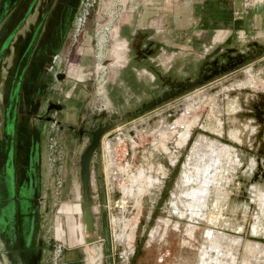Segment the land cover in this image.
<instances>
[{
  "label": "rangeland",
  "instance_id": "374dc122",
  "mask_svg": "<svg viewBox=\"0 0 264 264\" xmlns=\"http://www.w3.org/2000/svg\"><path fill=\"white\" fill-rule=\"evenodd\" d=\"M128 3L95 0L82 32L74 39L72 21L79 11V0H0V130L3 120L12 123L17 112L22 133L27 138L32 135L40 145L39 203L35 209L39 228L51 236L47 240L54 248L58 242L64 243L74 227L81 229L91 264H264V38L244 37L226 48L220 43L213 52L210 45L188 54L177 51L164 62L154 59L162 77L155 72L148 74L150 79L154 74L149 84L155 85L146 84L136 93L123 82L119 88L126 97L122 100L115 96L119 95L115 88L110 92L100 83L108 82L112 70L119 68L111 63L118 61V49L123 50L120 46L125 47L119 43L117 31ZM11 6L19 9L13 12ZM111 19L114 29L107 40V56L101 60L103 65L110 61L104 70L97 71L100 67L98 63L95 67L93 45L96 21ZM83 40L92 50L94 69L90 68L83 80L85 87L75 85L69 93L68 83L76 80L70 74H74L70 69L75 63L72 52ZM52 51L63 60L58 68L48 70L45 62ZM180 63L182 67H178ZM213 69L217 72L210 75ZM58 71L66 72L68 81L63 85ZM198 76L200 82L195 86L136 116L123 118L101 136L91 160L95 229L90 231L82 220L79 175L80 152L91 137L87 129L112 122L116 114L121 117L127 109L156 98L168 84L174 86ZM228 79L232 80L222 83ZM218 84L217 90H211ZM68 99L81 106L85 118L69 131L61 130V111L48 109L50 102ZM170 109L175 114L168 119ZM81 127L85 132H79ZM182 131L189 137L182 138ZM199 135L206 138L196 146ZM107 142H111L112 158L104 149ZM2 154L0 147V157ZM108 158L113 166L112 162L110 167L106 165ZM185 166L187 177L182 174ZM149 181L153 182L148 185ZM195 185L202 187L201 205L206 206L200 205V211L205 207V215L198 219L187 208V202L194 199L189 200L186 191L197 189ZM14 196L10 175L3 167L0 227L10 224ZM132 205L133 214L123 219L126 223L114 225L119 209ZM60 214L66 230L57 235ZM28 222L26 218L24 224ZM90 235L94 239L86 242Z\"/></svg>",
  "mask_w": 264,
  "mask_h": 264
},
{
  "label": "crops",
  "instance_id": "0c3cea01",
  "mask_svg": "<svg viewBox=\"0 0 264 264\" xmlns=\"http://www.w3.org/2000/svg\"><path fill=\"white\" fill-rule=\"evenodd\" d=\"M117 36L119 43H125V47L120 46L123 50L118 49V61L111 63L112 66L119 64V68L112 70L107 89L111 92L115 88L119 92L115 96H120L123 100L126 96L119 88L123 82L132 89V93H136L143 91L145 85L154 80V74L152 79L148 74L155 72L158 77H162L161 70L152 62L154 59L164 62L165 59H171L177 51L188 54L196 49H207L210 45L213 52L220 43H224L226 48L244 37L264 38V0H129L127 9L119 20ZM120 38H123V42ZM251 42L255 43L256 40L251 39ZM91 51L88 41L83 40L75 46L72 52L75 63L70 68L74 74H68L73 75L76 80L68 83L66 91L69 93L74 90L75 85L86 86L83 80H86L88 72L91 73L89 69H94ZM87 61L92 67H89ZM178 67H182V63ZM61 72L64 77L59 78V83L63 85L68 78L65 76L66 72ZM150 85L155 84L148 86ZM153 98L142 101L133 109H127L121 117L116 114L113 120L121 121L123 116ZM55 102L61 104V108H58L62 113L61 130H74L75 124L85 119L81 106L76 105L73 100ZM12 203L10 224L0 227V253L5 258V264H91L87 258L81 229L74 227L73 233L68 232L61 253L56 255L54 245L47 240L51 236H47V232L38 226V212H33L28 224H24L17 219L14 201ZM55 229L57 235L66 230L61 214Z\"/></svg>",
  "mask_w": 264,
  "mask_h": 264
},
{
  "label": "flooded vegetation",
  "instance_id": "af4514ba",
  "mask_svg": "<svg viewBox=\"0 0 264 264\" xmlns=\"http://www.w3.org/2000/svg\"><path fill=\"white\" fill-rule=\"evenodd\" d=\"M12 7L13 6H11L13 12L19 9H14ZM54 52L55 51H52L48 54V59ZM175 89H177L175 84L174 86L168 84L167 87L155 97L161 95L165 90L173 91ZM153 106H156V104ZM16 116H18L17 112L12 123H7L5 120L2 122L0 130V147L3 149V154L0 157V169L3 167L4 169L6 168L10 175L11 189L15 194L14 213L18 220L24 222L26 218L31 217L33 212H35L36 206L39 203L40 145L38 140H35L32 135L30 138H27V136L22 133L21 122ZM82 132H85V128H83ZM262 161L264 163V159ZM258 162L260 164V161ZM188 235L190 234L188 233ZM190 238H194V234L190 235Z\"/></svg>",
  "mask_w": 264,
  "mask_h": 264
},
{
  "label": "water",
  "instance_id": "95a60500",
  "mask_svg": "<svg viewBox=\"0 0 264 264\" xmlns=\"http://www.w3.org/2000/svg\"><path fill=\"white\" fill-rule=\"evenodd\" d=\"M244 57H247V56L245 55ZM104 66H106V65H104ZM229 66H231V65H229ZM223 68H224V66L221 67V70H223ZM215 72H217V69H213L209 74L212 75ZM243 74H244V72L238 74L239 76L238 75L234 76L232 79H234L236 77H241ZM56 75H57V77L60 78V77L64 76V73L63 72H57ZM232 79L225 80V82H222V83H227V82L231 81ZM199 82H200L199 76L196 77L195 79L177 82L176 83L177 89H175L173 91L165 90L161 95L157 96L156 98L151 99L147 103L142 104V106H140L137 110L126 114L125 116H123V118L131 117V116L135 115V113H137V112L143 111L149 107H152L155 104H160L162 101H165L168 98L172 97L175 93L180 92L182 90H185L189 87L195 86ZM219 85L220 84L216 85L211 90H217ZM220 99H221V96H220ZM51 107L61 108V104L59 102H50V104L48 105V109ZM170 111L171 112L169 114H166V117L168 119H171L172 116H174V114H175L173 109H170ZM119 122H120L119 119H114L112 122H105L102 124H98L94 128H88L87 131L90 132L91 137H90L89 142L84 146L83 150L80 152L79 175H80V180H81L82 196H83V200L80 202L81 210H82V220H84L87 223V228L90 231H94V229H95V225H94V222H95L94 213L95 212L91 210V204L93 201L91 200L92 194H91V190H90V188H91L90 187L91 186V177H92V168H91L92 155H93L96 147L99 145V141L101 139V136L107 131V129H109L114 124L119 123ZM82 131H83V127L79 128V132L81 133ZM240 180L244 184L245 181L242 179H240ZM99 231H100L99 227L97 226V232L99 233V236L97 237L98 239L101 238ZM104 235H105V237H107V230L106 229L104 230ZM93 239H94V237H92L91 235L85 237L86 242L92 241ZM0 264H5V258L1 253H0Z\"/></svg>",
  "mask_w": 264,
  "mask_h": 264
},
{
  "label": "built area",
  "instance_id": "2783aa9c",
  "mask_svg": "<svg viewBox=\"0 0 264 264\" xmlns=\"http://www.w3.org/2000/svg\"><path fill=\"white\" fill-rule=\"evenodd\" d=\"M95 0H79V11L77 12V14L73 17V38L77 39V35H79L85 25V21L87 18V15L90 12V7L93 5V2ZM112 11V10H111ZM112 19L108 22L105 23H101V22H97L96 21V28H95V33L93 35L94 37V58H95V67L97 66V63L103 59L106 58L108 53L107 50V40L108 37H111L112 31L114 29V27H112ZM62 57L58 52H54L51 54L50 58L48 59V61L45 64V67L48 70H51L53 68H58V66L60 65V63L62 62ZM104 67L98 68L97 71L100 70H104ZM106 80H103L102 83H100V87L103 88L104 85L107 86L106 84ZM101 88V89H102ZM57 121V119H56ZM55 120H53V123H56ZM63 249V244L61 242H58L55 245L54 251L56 255H59L61 253Z\"/></svg>",
  "mask_w": 264,
  "mask_h": 264
},
{
  "label": "bare ground",
  "instance_id": "6f19581e",
  "mask_svg": "<svg viewBox=\"0 0 264 264\" xmlns=\"http://www.w3.org/2000/svg\"><path fill=\"white\" fill-rule=\"evenodd\" d=\"M107 62H106V65H107V63L110 61V60H106ZM104 65H103V62L102 61H99L98 62V67H103ZM179 110V109H178ZM180 111V110H179ZM175 125V124H174ZM185 130H187V129H185ZM188 131V130H187ZM184 133H185V131H184ZM183 133V131L181 132V136H183L182 138H184V136H186V138L187 137H189V134L188 133H186V135H182V134H184ZM206 138V137H205ZM204 138V136L203 135H199L198 136V138L196 139V142L194 143L196 146L198 145V143L200 142V143H202V140H204L205 139ZM111 143V142H110ZM109 142H107L106 143V145L107 146H105V152H106V155H107V153H110L109 151H110V149L112 148L110 145ZM199 143V144H200ZM110 144V145H109ZM217 145H220V143H217ZM111 147V148H110ZM220 147H222V146H220ZM224 147V146H223ZM226 147V146H225ZM229 149V148H228ZM195 154V153H194ZM194 154H192V155H194ZM110 156H108L109 158H112V153H110L109 154ZM192 157H194V156H192ZM106 158V157H105ZM109 158L107 159V161H108V163L106 164L107 166H109V163L110 162H112V164H110V165H112L113 166V160L111 161V160H109ZM173 161H175V159L173 160ZM190 160H188V162H189ZM193 161V160H192ZM187 164V163H186ZM189 164V163H188ZM191 165V164H190ZM198 165V164H197ZM111 166V167H112ZM110 167V166H109ZM184 167V166H183ZM194 167H195V165H194ZM114 168V167H113ZM186 168H188V167H186L185 166V171H184V173H182L185 177H187V169ZM190 169H191V167H190ZM189 169V170H190ZM197 169H199L198 171H200V167H198V168H196V172H197ZM192 170H195V169H193L192 168ZM187 171V172H186ZM204 171V170H203ZM199 173V172H198ZM197 173V174H198ZM200 173H202V172H200ZM203 173H205V172H203ZM133 174H135V173H133ZM141 174V173H140ZM136 175V174H135ZM139 175V174H138ZM137 175V176H138ZM142 175V174H141ZM141 175H139V176H141ZM193 175V174H192ZM134 176V175H133ZM198 176H200L199 174H198ZM198 176L196 175V177H197V179L199 180L200 178H198ZM145 177V176H144ZM144 177H142L143 178V180H144ZM149 177V176H148ZM193 177V176H192ZM202 177V176H201ZM140 178V177H139ZM136 179V178H135ZM138 179V178H137ZM150 180L152 179V178H149ZM157 179V178H156ZM183 179V178H182ZM205 179V178H204ZM152 180H154V179H152ZM208 180V179H207ZM157 181H158V179H157ZM185 181V180H184ZM186 181H187V179H186ZM205 181V180H204ZM212 181H213V179H212ZM153 181H149L148 183V185H150L151 183H152ZM199 182V181H198ZM206 182V181H205ZM205 182H204V184H205ZM135 183H136V181H135ZM138 183H140V182H138ZM143 183H144V181H143ZM142 183V184H143ZM188 183V182H187ZM207 183H208V181H207ZM206 183V184H207ZM132 184V183H131ZM139 185H141V184H139ZM133 186H134V184H133ZM183 186V185H182ZM202 186H203V184H202ZM130 187H131V185H130ZM139 187V186H138ZM142 187V186H141ZM140 187V188H141ZM187 187V186H186ZM195 187H196V185H195ZM145 188V187H144ZM180 188H182V187H180ZM197 189H192L191 191H186V194H187V197L188 198H190L189 200H191V198L192 199H194V200H192L191 202L190 201H188L187 199L185 200V201H188V202H190V203H188L187 202V208H189L190 210H191V212H192V217H194V218H196V219H198V218H200L201 217V215H203V213H202V211H203V209L206 207L205 205H203V206H205L204 208H202L201 209V211H200V208L201 207H203L201 204H204L203 203V196L204 195H202L203 194V189H202V187H196ZM200 188V189H199ZM203 188H205V187H203ZM123 189V188H122ZM129 189H131V188H129ZM128 189V190H129ZM139 189V188H138ZM143 189V188H142ZM186 189V188H185ZM127 190V189H126ZM206 190V189H205ZM139 191V190H138ZM144 191V190H143ZM132 193V192H131ZM140 193V192H139ZM131 195V194H130ZM140 195V194H139ZM186 197V196H185ZM197 198H199V199H197ZM200 198H201V200H202V203H200L199 202V200H200ZM260 198V197H259ZM205 199V198H204ZM96 200V199H95ZM199 202V204L197 203V201ZM200 200V201H201ZM194 201H196V204L194 203ZM184 202V201H183ZM119 203V202H118ZM186 203V202H185ZM121 205H122V203H121ZM120 205V206H121ZM131 205V204H130ZM184 205V204H183ZM199 205V206H198ZM200 205H201V207H200ZM247 205V204H246ZM133 207V205L132 206H128L127 207V209H125L126 207L124 206H122L120 209H119V212H118V214H117V216L116 217H113V223H114V225L117 223V222H123V219L124 218H127V217H129V216H131L133 213V209H134V207ZM186 208V207H185ZM263 208V207H262ZM207 211H209V210H207ZM183 213V215L185 214L184 212H182ZM207 213V212H206ZM259 214V213H258ZM205 215V214H204ZM203 215V216H204ZM126 221V220H125ZM128 222H129V220H128ZM124 223V222H123ZM126 223V222H125ZM124 223V224H125ZM128 225V224H127ZM125 229V228H124ZM193 229V228H192ZM191 229V230H192ZM125 232V231H124ZM120 235V234H119ZM122 235H124V233L122 234ZM121 236V235H120ZM121 239H123V238H121ZM217 243V242H216ZM212 245V244H211ZM210 246V245H209ZM262 247V246H261ZM212 248V247H211ZM215 252H217V251H215ZM223 252V251H222ZM206 254V253H205ZM211 260V259H210Z\"/></svg>",
  "mask_w": 264,
  "mask_h": 264
}]
</instances>
